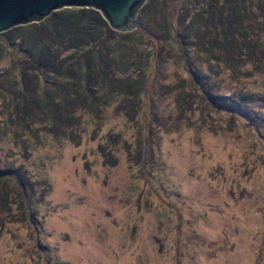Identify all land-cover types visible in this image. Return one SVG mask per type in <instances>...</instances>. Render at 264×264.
I'll list each match as a JSON object with an SVG mask.
<instances>
[{"label": "rangeland", "instance_id": "rangeland-1", "mask_svg": "<svg viewBox=\"0 0 264 264\" xmlns=\"http://www.w3.org/2000/svg\"><path fill=\"white\" fill-rule=\"evenodd\" d=\"M234 2L145 0L96 103L22 93L6 44L36 22L0 32V264H264L263 15Z\"/></svg>", "mask_w": 264, "mask_h": 264}, {"label": "trees", "instance_id": "trees-1", "mask_svg": "<svg viewBox=\"0 0 264 264\" xmlns=\"http://www.w3.org/2000/svg\"><path fill=\"white\" fill-rule=\"evenodd\" d=\"M231 1H235L233 15L245 18L248 9L256 6L263 15L261 23L264 24V0H248V5L247 0H222V3L226 7V3ZM217 10L216 8L208 14L207 24L215 21L214 18L211 19L212 17L220 14L222 16L230 11L223 8L217 13ZM253 14L254 12H252ZM57 16V18L48 17L45 21L34 23L35 28L31 27L27 34L24 31L17 34L14 40L18 38L27 40V47H18L7 42L6 51L11 68L5 74L13 77V71L17 67L18 73L15 80L21 86L22 93L37 91L38 87L48 78H52V80L65 78L69 82H76L77 87L72 88L75 93L80 91L86 93V103H96L98 102L96 99L98 93L95 90L106 86L108 79L112 78L117 70H119V75L126 73L122 67L113 68L110 53L106 49L116 33L112 31L114 29L110 27L102 14L93 8L72 9L66 7ZM204 34L206 35L205 32ZM55 47L58 50L52 52ZM68 50L72 51L66 56H60ZM21 51L27 53L26 59H20ZM261 55L264 58V49ZM15 63L17 64L15 65ZM22 63L25 64L23 67H21ZM129 68L130 66H126L127 71ZM3 73L1 74L3 75ZM151 78L150 73L145 80L146 85L151 81ZM0 91H2L1 88ZM15 96L19 102L20 95L9 91L8 97L15 99ZM203 96L209 103L220 105L219 101L212 100L208 94L207 96L203 94Z\"/></svg>", "mask_w": 264, "mask_h": 264}, {"label": "water", "instance_id": "water-1", "mask_svg": "<svg viewBox=\"0 0 264 264\" xmlns=\"http://www.w3.org/2000/svg\"><path fill=\"white\" fill-rule=\"evenodd\" d=\"M145 0H0V32L38 22L64 7L98 10L114 30L140 25L139 10Z\"/></svg>", "mask_w": 264, "mask_h": 264}]
</instances>
